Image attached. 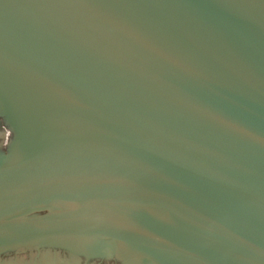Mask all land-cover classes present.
<instances>
[{
  "label": "water",
  "instance_id": "1",
  "mask_svg": "<svg viewBox=\"0 0 264 264\" xmlns=\"http://www.w3.org/2000/svg\"><path fill=\"white\" fill-rule=\"evenodd\" d=\"M0 117V264H264V0H0Z\"/></svg>",
  "mask_w": 264,
  "mask_h": 264
},
{
  "label": "flooded vegetation",
  "instance_id": "2",
  "mask_svg": "<svg viewBox=\"0 0 264 264\" xmlns=\"http://www.w3.org/2000/svg\"><path fill=\"white\" fill-rule=\"evenodd\" d=\"M0 124H2L3 126H6V127H10L8 124H7V121L3 118V117H0ZM11 134H12V137H13V132L11 131ZM9 137L11 138V135L8 136V139L7 141L9 140ZM12 139V138H11ZM10 139V140H11ZM6 146L5 147H9L10 145L8 144V142L5 144ZM9 148L7 149H3V150H0V160L3 161L4 159H7L9 154L8 152H10L11 150H8ZM117 261V264H123L122 261Z\"/></svg>",
  "mask_w": 264,
  "mask_h": 264
},
{
  "label": "rangeland",
  "instance_id": "3",
  "mask_svg": "<svg viewBox=\"0 0 264 264\" xmlns=\"http://www.w3.org/2000/svg\"><path fill=\"white\" fill-rule=\"evenodd\" d=\"M76 264H110V263L98 260L96 258L86 263V259L84 257H81Z\"/></svg>",
  "mask_w": 264,
  "mask_h": 264
}]
</instances>
